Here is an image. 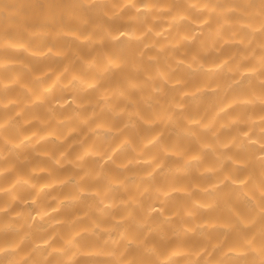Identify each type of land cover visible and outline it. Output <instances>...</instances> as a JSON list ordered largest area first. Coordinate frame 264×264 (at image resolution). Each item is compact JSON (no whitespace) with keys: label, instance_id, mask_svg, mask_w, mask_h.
I'll return each instance as SVG.
<instances>
[{"label":"clouds","instance_id":"obj_1","mask_svg":"<svg viewBox=\"0 0 264 264\" xmlns=\"http://www.w3.org/2000/svg\"><path fill=\"white\" fill-rule=\"evenodd\" d=\"M0 264H264V0H0Z\"/></svg>","mask_w":264,"mask_h":264}]
</instances>
